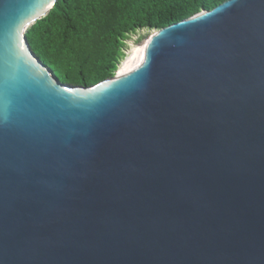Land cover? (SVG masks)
<instances>
[{
	"label": "water",
	"instance_id": "water-1",
	"mask_svg": "<svg viewBox=\"0 0 264 264\" xmlns=\"http://www.w3.org/2000/svg\"><path fill=\"white\" fill-rule=\"evenodd\" d=\"M56 1L0 0V264H264V0L90 85L30 47Z\"/></svg>",
	"mask_w": 264,
	"mask_h": 264
},
{
	"label": "trees",
	"instance_id": "trees-1",
	"mask_svg": "<svg viewBox=\"0 0 264 264\" xmlns=\"http://www.w3.org/2000/svg\"><path fill=\"white\" fill-rule=\"evenodd\" d=\"M224 1L57 0L26 36L34 53L60 80L90 85L116 73L129 34L160 29Z\"/></svg>",
	"mask_w": 264,
	"mask_h": 264
},
{
	"label": "bare ground",
	"instance_id": "bare-ground-1",
	"mask_svg": "<svg viewBox=\"0 0 264 264\" xmlns=\"http://www.w3.org/2000/svg\"><path fill=\"white\" fill-rule=\"evenodd\" d=\"M148 38L138 45H136L129 53L128 57L124 59L120 65V72H125L134 67L142 58L145 50V44Z\"/></svg>",
	"mask_w": 264,
	"mask_h": 264
},
{
	"label": "built area",
	"instance_id": "built-area-1",
	"mask_svg": "<svg viewBox=\"0 0 264 264\" xmlns=\"http://www.w3.org/2000/svg\"><path fill=\"white\" fill-rule=\"evenodd\" d=\"M134 45V38L132 37V34H129L124 40H123V47H122V53H123V57L120 59L119 64L117 66V70L119 71L120 69V64L122 63V61L128 57L132 47ZM131 48V49H130Z\"/></svg>",
	"mask_w": 264,
	"mask_h": 264
},
{
	"label": "rangeland",
	"instance_id": "rangeland-1",
	"mask_svg": "<svg viewBox=\"0 0 264 264\" xmlns=\"http://www.w3.org/2000/svg\"><path fill=\"white\" fill-rule=\"evenodd\" d=\"M151 32H152V30L142 29V30H138L135 33H132V37L134 38V45L133 46L135 47L136 45L141 43L143 40L148 38L149 35L151 34Z\"/></svg>",
	"mask_w": 264,
	"mask_h": 264
}]
</instances>
